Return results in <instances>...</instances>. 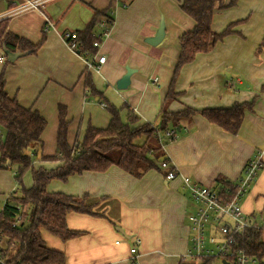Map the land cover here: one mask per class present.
I'll use <instances>...</instances> for the list:
<instances>
[{"label": "crops", "instance_id": "1", "mask_svg": "<svg viewBox=\"0 0 264 264\" xmlns=\"http://www.w3.org/2000/svg\"><path fill=\"white\" fill-rule=\"evenodd\" d=\"M125 1L126 6L116 0H50L44 15L55 28L45 30L40 11L15 12L24 0H0V22L8 18L9 30L32 43L42 42L35 54L7 64L4 79L10 97L47 120L42 134L44 154L56 150L60 104L68 109L71 144L82 141L89 124H109L111 114L101 105V97H87L88 76L108 102L122 108L124 120L128 108L134 110L137 125L155 122L165 105L180 53L179 37L193 30L196 23L181 9L180 0ZM106 8L114 18L110 35L99 49L106 59L99 70L88 69L83 57L69 49L61 34L84 29L94 9ZM246 18L211 51L197 54L193 62L181 68L174 85L179 94L166 104L172 112L253 102L239 131L227 132L200 114L181 122L180 133L165 147V154L179 172L172 180L156 170L136 178L114 165L103 173L75 174L67 182L52 180L50 191L88 194L87 203L105 215L70 212L68 226L83 233L67 241L41 229L46 244L65 253V264H132L130 249L137 238L138 264L186 263L190 248L186 214L191 194L183 185V177L214 188L222 185L220 181L234 183L255 155H260L262 167L242 206L247 214L264 212V45L259 50L264 39V0H239L236 6L216 11L212 27L221 32L229 23ZM162 23V42L149 44L146 39L155 36ZM4 66L5 61H0V72ZM127 68L134 72L131 83L119 90L116 82ZM233 76L242 79L237 90L227 84ZM57 165L35 161L36 167ZM32 183L28 171L24 185L30 187ZM15 190L12 170L0 169V205Z\"/></svg>", "mask_w": 264, "mask_h": 264}, {"label": "trees", "instance_id": "2", "mask_svg": "<svg viewBox=\"0 0 264 264\" xmlns=\"http://www.w3.org/2000/svg\"><path fill=\"white\" fill-rule=\"evenodd\" d=\"M239 0H180L181 9L196 23L191 31L179 37L180 53L171 80L170 89L157 120L153 123L138 124L139 118L128 108L126 120L122 118V108L108 102L95 88L90 76L86 79L87 97L99 95L105 102L111 119L106 127L89 124L82 141L69 143L68 109L59 105V124L56 133V150L53 154H44L42 134L47 127V120L36 110L21 105L15 97H10L5 90V68L12 62L5 60L0 72V169L12 170L17 190L8 195L5 207L0 210V259L8 264H65L63 251L49 247L42 237L44 229L63 241L81 235L83 232L68 226L67 215L70 212L85 213L93 216L105 215L94 210V204L87 203L88 194L70 195L64 192L50 191L48 185L52 180L67 182L75 174L85 171L106 172L111 166H117L136 178L143 177L150 170L166 173L160 163L169 158L165 154L156 131L176 127L181 129V122L190 121L200 114L210 123L230 133H237L243 122L245 112L250 110L253 102H235L230 107H210L201 110L186 107L179 111H168L166 104L178 96L174 85L181 68L193 62L199 53L211 51L218 42L234 33V27L246 19L229 23L221 32L214 31L212 24L216 11L236 6ZM126 6L127 1L120 0ZM110 8L94 9L92 18L85 28L77 30L79 51L88 59L97 53L94 46L98 22L102 18L113 24L114 18ZM42 42L32 43L8 29V18L0 22V47L11 52H21L22 56L35 54ZM264 45V39L259 50ZM264 90V85L262 86ZM127 106H123V108ZM145 137L143 143H136L139 137ZM55 162L54 168L35 166V161ZM30 171L33 183L24 185V176ZM215 187L225 194L226 186L231 182L220 181ZM190 192V191H189ZM191 194V193H190ZM192 196V195H191ZM190 196V197H191ZM22 206L21 211L17 206ZM21 219L17 220L16 215ZM240 243L247 252L264 264V232L248 230ZM199 264H214L216 257H201ZM180 264H192L183 263Z\"/></svg>", "mask_w": 264, "mask_h": 264}, {"label": "built area", "instance_id": "3", "mask_svg": "<svg viewBox=\"0 0 264 264\" xmlns=\"http://www.w3.org/2000/svg\"><path fill=\"white\" fill-rule=\"evenodd\" d=\"M23 6L17 8L15 12L33 9L40 11L45 19V30L55 28L51 19L44 15L46 3L50 0H24ZM119 2L120 0H116ZM113 24L109 23L106 18H102L98 22V30L96 32V40L94 46L97 48V53L92 59L86 58L79 51V42L77 41L76 31H63L61 37L66 45L79 56L83 57L88 69L99 70L100 65L105 62L106 56L99 54L103 42L109 37ZM5 56H0V61L4 62ZM242 82L240 77H231L227 84L230 89L237 90L238 85ZM103 107H106L105 102H101ZM134 111V110H133ZM179 129L172 127L165 132L156 131V137L159 140L163 150L166 145L175 140ZM3 136V131L0 128V138ZM262 167L260 155L251 157L243 171V176L234 183L231 187L226 186L225 194H221L214 187L202 185L194 182L189 177H183L184 187L190 191L192 198L198 203L197 211L188 217L189 232H190V248L185 257L190 259L201 257H216L217 261L214 264H262V262L250 255L244 246L240 243L245 233L248 230L264 232V212L247 214L242 206V199L249 192L252 184L257 178L260 168ZM160 168L165 171V178L172 180L179 176L176 165L170 160L162 161ZM7 201L0 205L2 210ZM22 206L17 208L21 211ZM17 220L21 219L19 213L16 215ZM1 233V229H0ZM140 240L135 239V245L130 249V259L132 264L137 262V244ZM0 264H8L0 259Z\"/></svg>", "mask_w": 264, "mask_h": 264}, {"label": "water", "instance_id": "4", "mask_svg": "<svg viewBox=\"0 0 264 264\" xmlns=\"http://www.w3.org/2000/svg\"><path fill=\"white\" fill-rule=\"evenodd\" d=\"M164 35H165V28H164V24L162 23L155 36L147 38L146 41L149 44L156 46L162 42ZM4 52L7 57V60L10 62L15 61L17 58L22 56L21 52H11L6 49H4ZM133 73H134L133 69L127 68L126 73L116 82L117 89L119 90L127 89L131 83V76ZM223 263L227 264L225 260H223Z\"/></svg>", "mask_w": 264, "mask_h": 264}, {"label": "rangeland", "instance_id": "5", "mask_svg": "<svg viewBox=\"0 0 264 264\" xmlns=\"http://www.w3.org/2000/svg\"><path fill=\"white\" fill-rule=\"evenodd\" d=\"M3 52H4V49L0 47V55H2ZM4 54H5V52H4ZM4 54H3V56H5ZM144 140H145V137L142 136V137L137 138L135 142L136 143H143ZM190 198H191L190 199V210L186 214L187 223H188L189 215L192 214V213H195L197 211V206H198V203L192 197H190ZM200 262H201L200 258H195V259L187 258L186 259V263L199 264ZM217 263L220 264V262H217Z\"/></svg>", "mask_w": 264, "mask_h": 264}]
</instances>
